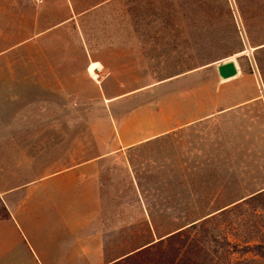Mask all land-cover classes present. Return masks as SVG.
<instances>
[{"label": "rangeland", "instance_id": "374dc122", "mask_svg": "<svg viewBox=\"0 0 264 264\" xmlns=\"http://www.w3.org/2000/svg\"><path fill=\"white\" fill-rule=\"evenodd\" d=\"M104 1L0 0V52L33 39L24 49L28 58L20 51L0 58V138L24 142L27 137L30 153L38 154L34 165L11 169L12 177L6 178L13 187L48 175L49 159L64 168L105 153H125L101 162L111 184L103 192L100 224L89 213H74L82 234L102 226L106 250L115 257L122 251L133 254L264 188V48L247 44L234 0L226 1L242 52L229 22L221 41L194 45L183 24L189 15L184 0H109L106 12L90 15L80 32L72 25L56 27L69 9H90ZM116 39L127 41L126 50L135 56L127 58L133 64L129 75L121 73L102 85L105 95L87 80L56 79L80 74L81 41L107 46ZM229 47L234 48L224 54ZM227 61L236 63L238 74L222 81L216 67ZM94 69L89 67L95 79ZM75 92L81 94H64ZM116 92L131 93L111 101L109 94ZM43 161L45 167L36 168ZM37 190L29 187L8 199L25 198L30 205ZM67 198L56 199V213L49 208L56 235L71 218ZM88 202L83 200V209L91 207ZM238 218L228 227L214 223L217 245H225L229 231V264H264L251 249L257 242L248 244L251 250L243 245L246 239H260L247 227L263 230L264 217L245 224ZM9 219H0L8 220L0 222V246L13 240V247L1 255L0 264H37L24 224Z\"/></svg>", "mask_w": 264, "mask_h": 264}, {"label": "crops", "instance_id": "0c3cea01", "mask_svg": "<svg viewBox=\"0 0 264 264\" xmlns=\"http://www.w3.org/2000/svg\"><path fill=\"white\" fill-rule=\"evenodd\" d=\"M109 2V0H105L104 2L95 4L90 9H69L65 17L56 22V27L72 25L75 31L80 32V25L88 22L90 20L88 17L92 14L103 15L106 12L104 6ZM32 40L27 38L16 43L6 51L0 52V58L17 51H20L21 54L25 53L24 56L28 58V53L24 49L27 45L29 46ZM129 44H132V48L135 47L133 46L135 43L132 42ZM80 45L84 49V61L80 64V74L76 75L75 79L72 78V75H69V77L58 76L56 79L87 80L98 89L101 95H105L102 85L106 80L117 78L121 73L123 75H129L131 73L132 67L130 69V66L133 64L128 59L135 56V52L129 51V49L126 50L130 48L127 41L116 39L115 42L109 43L106 46L104 43L99 44L97 42H87L86 44V40H83ZM139 55L138 52V58ZM91 65H95L93 74V76H96L95 79L89 73V67ZM127 68L129 70H126ZM130 93L116 92L109 94L113 96L110 100L112 101L127 96ZM174 130L176 128L162 131L149 139L159 137ZM14 143L17 145L16 149H14ZM27 143V137L24 138V142L23 138L13 139L10 136L0 138V151H4L5 154L4 160L0 159V200L9 214V220L17 223L18 219L21 224H24L28 240L34 248V253L32 252V254L36 259V263L112 264L123 258L126 255L123 251L119 254L117 253L115 257H110L113 253L109 254L106 250L107 234L102 231V226H99L97 231H90L89 234H82V231H78L75 215L81 216L89 213L91 219L97 218L100 224L102 202L104 201L103 192L109 188V183L111 184V181L105 178L108 172L106 167L102 166L101 162L111 156L122 157L125 153L120 151L105 153L94 158H88L80 163L70 164L64 168L59 166V161L56 160L58 164L54 166V163L52 164L53 159H49L47 167L52 168V170L49 168L48 175L38 179L27 180L16 187L9 186V180L6 176L12 177L11 169L13 167L22 166L23 164H27L28 166L30 163L34 165V155L38 154L30 153L29 148L26 146ZM45 165L46 163L43 161L40 165L35 166L36 168H43ZM25 186H27L26 188L31 187L32 189L33 187V189H38L37 192L34 191L36 195L33 193L31 198L33 199L35 195L34 201L30 205L25 203V198L12 197V199H8L10 195L26 189L23 188ZM61 196L68 197L71 218L63 234L56 235V218L55 215L52 217L49 215V208L53 209L54 213H56V199ZM83 200L90 201L88 203L91 204V207L83 209ZM78 203L80 204L79 206L76 205ZM36 209L40 211V215H37L35 212ZM23 239L22 237L21 240ZM12 247L13 240H5L4 248L0 246V257L3 253L12 249ZM58 248L60 251L57 250Z\"/></svg>", "mask_w": 264, "mask_h": 264}, {"label": "trees", "instance_id": "16d2710c", "mask_svg": "<svg viewBox=\"0 0 264 264\" xmlns=\"http://www.w3.org/2000/svg\"><path fill=\"white\" fill-rule=\"evenodd\" d=\"M184 1L189 15L183 24L190 32V39L194 40V45H204L203 43L208 41H221L225 33V22H229L231 33L236 40L235 47L240 52L244 50L226 0ZM234 1L247 44L252 47L261 45L264 42V0ZM233 48L225 49L224 54H229ZM0 215L1 220L9 218L1 200ZM238 217H242L244 224L250 220L253 221L254 218L264 217V188L171 232L165 238H159L157 242L112 264H229L228 256L230 249L233 248L227 240L229 231L225 233L222 240L225 245L218 246L217 238L213 235V227L216 221L224 222L228 227L231 219H240ZM247 231L260 236V239H246L243 244L245 250L252 249L255 256L264 259V227L260 230L254 224L252 227H247ZM252 241L257 243L249 249L248 244Z\"/></svg>", "mask_w": 264, "mask_h": 264}, {"label": "water", "instance_id": "95a60500", "mask_svg": "<svg viewBox=\"0 0 264 264\" xmlns=\"http://www.w3.org/2000/svg\"><path fill=\"white\" fill-rule=\"evenodd\" d=\"M264 46L256 47L254 50L263 48ZM217 74L222 81H229L235 78L238 74V68L233 61H227L216 67Z\"/></svg>", "mask_w": 264, "mask_h": 264}, {"label": "built area", "instance_id": "2783aa9c", "mask_svg": "<svg viewBox=\"0 0 264 264\" xmlns=\"http://www.w3.org/2000/svg\"><path fill=\"white\" fill-rule=\"evenodd\" d=\"M35 1H37V2H38L39 0H35Z\"/></svg>", "mask_w": 264, "mask_h": 264}]
</instances>
